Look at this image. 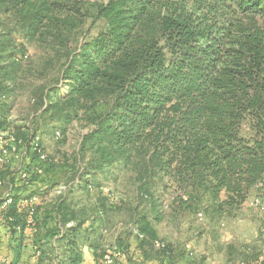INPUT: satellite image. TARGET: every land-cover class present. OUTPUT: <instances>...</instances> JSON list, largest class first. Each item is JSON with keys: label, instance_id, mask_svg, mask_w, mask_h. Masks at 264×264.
I'll return each instance as SVG.
<instances>
[{"label": "trees", "instance_id": "trees-1", "mask_svg": "<svg viewBox=\"0 0 264 264\" xmlns=\"http://www.w3.org/2000/svg\"><path fill=\"white\" fill-rule=\"evenodd\" d=\"M85 1L0 0V26L12 24L27 41L45 39L66 47L70 34L85 23ZM95 19L102 28L66 57L59 79L63 87L52 85L41 98L45 111L68 120L76 115L69 110L82 100L102 101L107 109L86 140L99 154L95 162L103 172L117 158L127 164L140 154L159 181L169 177L180 192L203 187L217 213L241 206L264 179V0H107L97 5ZM10 37L9 31L0 33V52L10 51L9 62L19 65L14 49L6 46ZM4 76L0 74V99L7 93ZM5 121L0 120L2 130ZM31 132L14 131L17 142L23 140L18 152L26 156L11 162L0 178L17 165L31 174L27 182L19 176L24 183L58 187L55 173L66 167L55 166L49 156L41 161L30 148L36 131ZM73 171L67 167L64 174L73 177ZM81 174L65 181L69 190L56 195L44 219L53 218L56 225L45 236H60L65 229L57 238L61 264L80 263L82 238L95 250L97 264H105L108 251L95 245L100 237L95 242L89 238L98 232L96 224L86 227V217L71 200L75 191L100 190L89 171ZM10 182L14 201L0 211V220L20 236L41 224L39 207L28 223L20 200L35 194L20 197L14 179ZM101 217L105 219H96ZM69 222L74 225L65 228ZM141 230L140 241L169 255L168 245H155L152 225L143 223ZM116 249L122 254L115 264H146L131 247Z\"/></svg>", "mask_w": 264, "mask_h": 264}, {"label": "rangeland", "instance_id": "rangeland-1", "mask_svg": "<svg viewBox=\"0 0 264 264\" xmlns=\"http://www.w3.org/2000/svg\"><path fill=\"white\" fill-rule=\"evenodd\" d=\"M106 1H85V23L70 34L66 47L45 39L27 41L12 24L7 28L0 26V33H11L6 46L14 49L19 61V65L11 64L10 51L0 52V74L5 75L3 83L7 88L0 99V109L6 115L2 117L6 118L4 130L20 135L36 131L55 166L74 169L75 175L70 177L71 173L64 174L66 168H56L59 184L72 178L75 181L87 171L93 175L98 193L75 191L71 200L86 217V227L96 224L98 232L91 233L89 238L95 242L94 238L100 237L95 243L100 251L127 246L136 259L144 257L143 263L152 264L157 255L165 252L140 241L141 225L147 223L156 231L155 242L168 245L169 264H264V179L241 206L217 213L216 202L203 187L180 192L169 183V177L159 181L149 160L140 154L127 164L125 159L117 158L103 172L95 162L99 154L92 142L86 140L107 109L102 101L82 100L75 110H69L76 115L68 120L46 112L45 100L43 105L40 103L48 87H63L59 79L66 57L102 28L95 14L97 5ZM50 199L53 201L54 196ZM99 210V216L105 215L104 221L102 217L96 219ZM82 239L88 244V240Z\"/></svg>", "mask_w": 264, "mask_h": 264}, {"label": "crops", "instance_id": "crops-1", "mask_svg": "<svg viewBox=\"0 0 264 264\" xmlns=\"http://www.w3.org/2000/svg\"><path fill=\"white\" fill-rule=\"evenodd\" d=\"M25 159L26 162H29L27 157ZM18 168L16 165L6 170L5 178L0 179V193H4L7 185H11L10 181L14 179L16 191L20 197L30 194L37 195L41 224L38 227L26 228L23 234L19 236L12 233L3 220H0V264H61L60 258L56 256L61 254L63 248L60 247V242L57 238L64 235L65 229H61L60 236L55 235L50 239L45 236L46 229L49 227L53 228L56 225L55 221L50 218L44 222L47 212L52 209L53 202H55L57 186L51 188L47 182L40 181H32L26 184L19 175H16L15 171ZM51 196L52 198L54 196L53 201L50 199ZM71 225H74V223H67L65 228ZM38 248H40L41 254ZM169 258V255L166 257L160 254L155 257V260L151 259L153 260L151 262L152 264H169ZM97 259L93 247L89 243L84 244L82 247V259L79 264H97ZM120 260L124 261L123 258Z\"/></svg>", "mask_w": 264, "mask_h": 264}, {"label": "built area", "instance_id": "built-area-1", "mask_svg": "<svg viewBox=\"0 0 264 264\" xmlns=\"http://www.w3.org/2000/svg\"><path fill=\"white\" fill-rule=\"evenodd\" d=\"M3 114L0 111V120L2 119ZM17 143L21 144L23 143V140L20 139L19 142H17L16 135L11 131H5L0 130V177L1 172L6 169V167L13 162L14 160H18L19 162L22 161V156L26 153L18 152L17 149ZM30 148L36 152L41 161H45L48 158V155L46 151L43 150L42 144H41V137L40 135L35 132L32 136V140L30 141ZM24 145L23 147H25ZM19 170V176L23 178L24 181L27 182V180L30 178V173L28 171ZM39 172L41 173V170L39 169ZM1 179V178H0ZM12 185H10V188L6 190L2 196L0 197V211L6 210L14 201V193L12 189ZM91 187V185H89ZM68 185L61 184L59 185L55 192L56 193H66L69 190ZM93 191V188H90ZM38 197L36 195H31L29 197H25L20 200V205L22 208L27 210V222L32 223L33 222V215L35 212V206L37 205ZM157 247H164V243H160V241H156ZM121 251L119 249H114L112 251H108L105 253L103 257V261L105 264H115V260L121 256Z\"/></svg>", "mask_w": 264, "mask_h": 264}]
</instances>
